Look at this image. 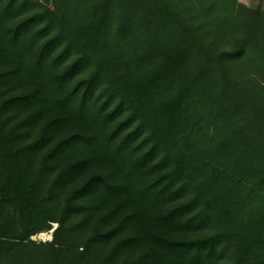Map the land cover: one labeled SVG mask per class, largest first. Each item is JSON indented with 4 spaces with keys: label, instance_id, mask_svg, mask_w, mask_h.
<instances>
[{
    "label": "trees",
    "instance_id": "trees-1",
    "mask_svg": "<svg viewBox=\"0 0 264 264\" xmlns=\"http://www.w3.org/2000/svg\"><path fill=\"white\" fill-rule=\"evenodd\" d=\"M0 264H264V6L0 0Z\"/></svg>",
    "mask_w": 264,
    "mask_h": 264
},
{
    "label": "rangeland",
    "instance_id": "rangeland-1",
    "mask_svg": "<svg viewBox=\"0 0 264 264\" xmlns=\"http://www.w3.org/2000/svg\"><path fill=\"white\" fill-rule=\"evenodd\" d=\"M242 3L246 4L250 7H258V6H264V0H240ZM56 226V224H53L52 228L49 231L41 232L32 238L34 240H50L51 239V233L53 228Z\"/></svg>",
    "mask_w": 264,
    "mask_h": 264
}]
</instances>
